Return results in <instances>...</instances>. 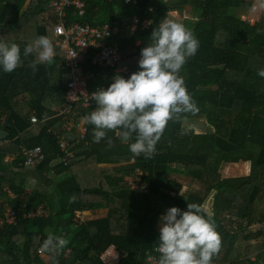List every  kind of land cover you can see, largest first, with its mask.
<instances>
[{
    "label": "trees",
    "instance_id": "16d2710c",
    "mask_svg": "<svg viewBox=\"0 0 264 264\" xmlns=\"http://www.w3.org/2000/svg\"><path fill=\"white\" fill-rule=\"evenodd\" d=\"M50 1L0 0V38L23 50L35 37L47 35L55 46L53 62L39 65L35 74L28 67L31 56L22 57L21 66L10 74L0 69V130L7 131L0 147V219L7 209L17 218L16 224L0 230V264H104L100 258L109 248L117 254L116 264H147L148 254L158 246V218L171 207L187 210V203H198L222 237L212 264H264V229L246 233L264 225V78L257 76L264 69V16L254 23L243 20V11L251 6L246 0H83V16L68 9L67 22L127 28L107 39L118 45L117 65L81 63L91 93L106 89L117 73L128 78L138 70L141 49L164 18L183 23L198 38L199 50L180 74L199 111L169 122L154 158L144 159L134 157L118 139L110 150L104 141L93 143L91 126L84 125L86 133L79 139L75 126L90 112L80 103L69 114L52 110L62 108L70 75L55 44ZM135 18L139 25L130 32ZM144 21L151 22L149 27H142ZM124 66L126 74L117 71ZM32 116L36 123H31ZM201 122L205 128L198 133L183 126ZM60 140L68 143L72 155L66 163L61 161ZM20 146L41 147L44 160L33 169L23 168V157L16 156ZM215 150L222 165L248 162V175L224 177L207 168L205 162ZM5 157L12 160L4 162ZM135 169L143 172L142 189L128 184ZM170 174L200 187L184 193ZM27 176L37 185L63 178L47 193L27 188ZM73 195L76 200L70 203ZM40 206L42 216L23 217ZM98 210H105L104 216L80 217ZM49 232L69 242L55 258L37 252Z\"/></svg>",
    "mask_w": 264,
    "mask_h": 264
},
{
    "label": "clouds",
    "instance_id": "9594fccd",
    "mask_svg": "<svg viewBox=\"0 0 264 264\" xmlns=\"http://www.w3.org/2000/svg\"><path fill=\"white\" fill-rule=\"evenodd\" d=\"M199 46L186 25L167 17L161 20L141 49L138 70L128 78L117 73L106 89L97 88L90 94L95 107L81 117V123L91 126L93 143L104 141L110 150L118 139L134 157L154 158L169 122L199 111L180 74ZM30 56L33 59L28 67L33 74L39 65L51 64L55 57L52 40L39 35L21 50L19 44L0 38V69L4 73L14 72L22 57ZM257 76L264 78V69L258 70ZM75 200V195L69 198L70 203ZM186 209L171 207L158 218V264H212L220 252L222 237L214 220L205 217L198 203H187ZM68 243L63 235L49 232L38 252L55 258Z\"/></svg>",
    "mask_w": 264,
    "mask_h": 264
},
{
    "label": "built area",
    "instance_id": "2783aa9c",
    "mask_svg": "<svg viewBox=\"0 0 264 264\" xmlns=\"http://www.w3.org/2000/svg\"><path fill=\"white\" fill-rule=\"evenodd\" d=\"M129 2L131 0H125V3ZM72 7L76 10L77 16L84 15L85 4L83 0H51L48 4V8L54 13L52 32L56 41L55 44L64 55L65 66L70 75L65 85L66 91L63 97V106L56 110L57 115L69 114L76 103H80L85 109L93 110L95 105L90 97L91 92L87 89V80L82 73L81 63L89 60L91 66L113 67L117 65L121 60L118 45L116 42L108 44L107 39L117 38L127 29L118 24L91 25L80 24L75 21L67 22V12ZM150 23V21H144L142 27L147 28ZM138 25V19H133L132 24L129 26V31H134ZM117 71H122V73L126 74L127 68L124 66L117 69ZM30 121L31 123L37 122L34 116L30 118ZM75 128L77 129L78 138L83 139L86 133L85 126L82 123H78ZM1 140L0 137V147L2 146ZM58 147L63 155L61 161L66 163L67 158L72 157L68 151L69 145L65 140H60ZM16 156L23 157V162L20 163L23 168H33L44 160V153L39 146L31 148L20 146ZM11 160V157L4 158V162ZM130 161L133 162V157L130 158ZM142 176L143 172L141 170H134L127 179L131 189L143 188L141 183ZM44 213L45 210L40 206L35 212L31 211L23 214V217L26 219L34 218V216H42ZM16 221L17 218L14 212L7 209L4 219H0V230L4 224L14 225ZM100 259L104 264L117 263V258L115 256L114 258L110 257L109 252L103 254ZM158 261L159 253L156 248L153 253L148 254L146 263L158 264Z\"/></svg>",
    "mask_w": 264,
    "mask_h": 264
},
{
    "label": "rangeland",
    "instance_id": "374dc122",
    "mask_svg": "<svg viewBox=\"0 0 264 264\" xmlns=\"http://www.w3.org/2000/svg\"><path fill=\"white\" fill-rule=\"evenodd\" d=\"M246 2H250L251 6L247 10L243 11V13L241 15V18L243 20H245L249 23H254V22L258 21L262 16H264V0H246ZM253 8H255V11H253ZM184 14H185V18L186 17L187 18H194L191 13L190 14L184 13ZM172 15L177 17L175 13H172ZM80 122H81V120H80ZM183 126L185 128H194L193 130L196 133L204 131V128H205L203 126L202 122L197 123V124L185 123ZM205 163H206L207 168H211V169L220 171L224 177H244V176L248 175L249 170H250V164L248 162H240L237 164L222 165L221 164V155L216 150L211 151L209 153V156H208ZM121 165H124V163ZM114 166L117 167L119 165L106 164L103 167L110 168V167H114ZM23 171H25V169ZM168 177L180 182L182 184V192H184V193H187L189 191H194L195 189L200 187L198 183L193 182V181L191 182L190 180L186 179V177H182L180 175L170 174ZM51 178L55 179L54 177H51ZM61 178H63V177H58L57 181H59V179H61ZM52 179L50 181H52ZM57 181H55V182H57ZM27 184H28L27 188H29V189L39 188L40 190H44L47 193L52 191V187L50 184L48 185V184L41 183V184L37 185V181L35 179H31V177H29V176H27ZM210 202L211 201H207L205 203V207H209L211 205ZM105 212H106L105 210H98L95 212H87V213L80 215V217H82L83 220H89V219L102 217V216H104ZM76 216L79 217V213H77ZM260 229H264V225H254V226L246 229V233H252V232L258 231ZM109 255H110V257L114 258V255L111 252H109ZM115 257L117 258V255H115Z\"/></svg>",
    "mask_w": 264,
    "mask_h": 264
},
{
    "label": "crops",
    "instance_id": "0c3cea01",
    "mask_svg": "<svg viewBox=\"0 0 264 264\" xmlns=\"http://www.w3.org/2000/svg\"><path fill=\"white\" fill-rule=\"evenodd\" d=\"M61 53V52H60ZM61 59L62 60H64V65H65V59H64V55H63V53H61ZM52 110L53 111H56V110H58L56 107H52ZM79 123H81V122H79ZM1 131V130H0ZM4 161V160H3ZM33 169V168H32ZM50 178V177H49ZM55 179H52V181H51V186L52 185H54L56 182L55 181H57L58 180V177L56 178V177H54ZM108 252H111L114 256L115 255H117L116 254V252L114 251V249L113 248H109L104 254H106V253H108Z\"/></svg>",
    "mask_w": 264,
    "mask_h": 264
},
{
    "label": "water",
    "instance_id": "95a60500",
    "mask_svg": "<svg viewBox=\"0 0 264 264\" xmlns=\"http://www.w3.org/2000/svg\"><path fill=\"white\" fill-rule=\"evenodd\" d=\"M6 136H7V131H6V129L1 130V131H0V137H1V139H4Z\"/></svg>",
    "mask_w": 264,
    "mask_h": 264
}]
</instances>
